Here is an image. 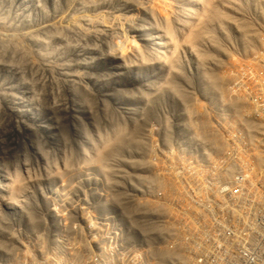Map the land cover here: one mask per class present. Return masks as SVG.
I'll use <instances>...</instances> for the list:
<instances>
[{
  "label": "rangeland",
  "instance_id": "rangeland-1",
  "mask_svg": "<svg viewBox=\"0 0 264 264\" xmlns=\"http://www.w3.org/2000/svg\"><path fill=\"white\" fill-rule=\"evenodd\" d=\"M207 2L0 0V264H170L197 176L262 183L264 0Z\"/></svg>",
  "mask_w": 264,
  "mask_h": 264
},
{
  "label": "built area",
  "instance_id": "built-area-1",
  "mask_svg": "<svg viewBox=\"0 0 264 264\" xmlns=\"http://www.w3.org/2000/svg\"><path fill=\"white\" fill-rule=\"evenodd\" d=\"M227 167L195 178L188 217L177 222L180 231L166 233L195 240L188 248L174 241L177 255L168 259L170 264H188L187 251H193L192 264H264V177L259 184L249 166ZM207 238L209 244L199 240Z\"/></svg>",
  "mask_w": 264,
  "mask_h": 264
},
{
  "label": "bare ground",
  "instance_id": "bare-ground-1",
  "mask_svg": "<svg viewBox=\"0 0 264 264\" xmlns=\"http://www.w3.org/2000/svg\"><path fill=\"white\" fill-rule=\"evenodd\" d=\"M203 1V0H202ZM210 0H208V2H209ZM218 1V2H217ZM207 2V3H208ZM212 2H213V0H212ZM221 2H226L227 4H233L232 3V0H216V4L214 5L213 4V7H209L210 9L209 10H207L206 11V9H204L203 8V12H201V14L200 15H198L199 17L197 18V20L192 24L193 25V27L195 28L194 30L192 29V35H190L189 37H190V41H191V45L193 44V46L195 45L194 43H196V41L198 40H204V34L205 33H209V39L208 40H210L211 39V36H210V32L207 30V28H208V25H209V28H210V25L211 24H215L216 23V18L217 17H219V15H218V12H215L216 10L215 9H217L218 7H214V6H217V5H219ZM204 3H206V1L204 2ZM209 5V4H208ZM211 5H212V3H211ZM207 6V5H206ZM210 6V5H209ZM222 7V6H221ZM225 7V6H224ZM229 7V6H228ZM228 9V8H227ZM226 9V10H227ZM221 10H222V8H221ZM225 10V9H224ZM228 10H230V9H228ZM221 12V11H220ZM222 13V12H221ZM226 13V12H225ZM223 15V14H222ZM83 19H84V17H82ZM195 20V19H194ZM228 20H230V18L228 19ZM219 21H221V20H219ZM78 22H79V20H78ZM89 22H90V20H89ZM88 22V23H89ZM85 23V22H84ZM95 23V22H94ZM218 23V22H217ZM226 23V22H225ZM224 23V24H225ZM76 25V24H75ZM75 27V26H74ZM81 27V26H80ZM211 27H213V26H211ZM216 27V26H215ZM82 28V27H81ZM87 28V27H86ZM94 29V28H93ZM96 30V29H95ZM111 30V29H110ZM210 30H213V29H211L210 28ZM94 31V30H93ZM92 31V32H93ZM98 31V30H97ZM114 31V30H113ZM90 32H91V30H90ZM96 33V32H95ZM187 33V32H186ZM185 33V36L188 34H186ZM214 34H216V33H214ZM208 36V35H207ZM187 37V36H186ZM188 37V38H189ZM216 38V37H215ZM185 39V38H184ZM213 39V38H212ZM199 41V42H200ZM181 43H182V41H181ZM188 43V42H187ZM205 43H208V42H206L205 41ZM200 44H203V43H199V45ZM249 44V43H248ZM198 45V46H199ZM198 46H196V47H198ZM196 47H194V48H196ZM190 48V47H189ZM202 50V49H201ZM203 52V51H202ZM192 53V52H191ZM196 53V52H195ZM198 53V52H197ZM196 53V54H197ZM204 53V52H203ZM193 54V53H192ZM195 54V55H196ZM202 54V53H201ZM199 55V54H198ZM199 56H201V55H199ZM202 61V60H201ZM173 63V65H174V62H172ZM168 65L170 66V63H168ZM171 67V66H170ZM136 77H138V75L136 74L135 75ZM248 76H249V74H248ZM251 76V75H250ZM242 78V77H241ZM240 78V79H241ZM251 79V78H250ZM244 80V79H243ZM247 80V79H246ZM252 81V80H251ZM254 82H256V81H254ZM244 84V83H243ZM259 86V85H258ZM241 87H242V85H241ZM252 89V88H251ZM77 98H78V96H77ZM237 101V100H236ZM236 101H234V103L237 105V103H236ZM73 102V101H72ZM78 103V102H77ZM7 105H9L8 103H7ZM238 109V107L236 108L235 106L233 107V109ZM234 109V110H235ZM10 116L13 118V121L14 122H19L20 120L22 121L23 120V118H24V115H21V112L19 111V110H12V111H10ZM248 122V121H247ZM250 123H251V121H250ZM253 123V122H252ZM31 125H35L34 123H32ZM260 126V125H259ZM263 129V128H262ZM254 132V135H256L255 133V130L253 131ZM210 137H211V135H209ZM213 137L215 136L214 134L212 135ZM247 136V135H246ZM249 136V135H248ZM253 136V135H252ZM247 138H249V137H247ZM250 138H251V135H250ZM253 138V137H252ZM211 139H212V137H211ZM243 139V138H242ZM260 139H262V138H260ZM113 140H115V139H113ZM214 140V139H213ZM216 140H217V138H216ZM218 141V140H217ZM216 141V142H217ZM214 142V141H213ZM213 142H211V144L213 143ZM215 142V143H216ZM251 142H254L253 140H251ZM210 143V142H209ZM214 143V144H215ZM210 144V145H211ZM217 144H219V143H217ZM216 144V145H217ZM253 144V143H252ZM262 144V143H261ZM229 145V144H228ZM239 145V144H238ZM254 145V144H253ZM256 145V144H255ZM218 146V145H217ZM216 146V147H217ZM252 147V146H251ZM262 147V146H261ZM219 148H221V147H219ZM255 149V148H254ZM251 150V149H250ZM106 151H108V150H106ZM109 151H110V149H109ZM112 151V150H111ZM110 151V152H111ZM221 152V151H220ZM106 154H105V157L104 158H106L107 159V154H109L110 155V153L108 152H105ZM252 155V154H251ZM264 155V154H263ZM102 156H104V152H103V154H102ZM257 156V155H256ZM255 155H254V157H256ZM260 156V155H259ZM109 157V156H108ZM262 157V156H261ZM103 158V157H102ZM113 158H114V156H113ZM249 158V157H248ZM258 158H260V157H257V159ZM263 158V157H262ZM237 159V158H236ZM251 159V158H250ZM260 160H261V158H260ZM256 161V160H255ZM258 161V160H257ZM243 162V161H242ZM251 162V161H250ZM262 162H263V160H262ZM262 162H261V164H262ZM229 163V162H228ZM253 163V162H252ZM257 163H259V162H257ZM239 164V163H238ZM255 164H256V162H255ZM227 165V164H226ZM243 165V164H242ZM263 165H264V162H263ZM230 165L228 164V167H229ZM249 166V165H248ZM255 166V165H254ZM259 166V165H258ZM260 166H262V165H260ZM238 167V166H237ZM263 167V166H262ZM230 168V167H229ZM256 168V167H255ZM253 169V168H252ZM257 169V168H256ZM25 171V170H24ZM251 171V170H250ZM228 172H226V174H227ZM231 173V172H230ZM260 173V172H259ZM231 175V174H230ZM263 175H264V173H263ZM158 177V176H157ZM159 178H161V177H159ZM188 178V177H187ZM261 179H263V178H261ZM163 180V179H162ZM1 181V180H0ZM17 181V180H16ZM157 181V180H156ZM4 182V181H3ZM162 182V181H161ZM167 182V181H166ZM171 182V181H170ZM176 182V181H175ZM261 182V181H260ZM163 183H164V181H163ZM4 184V183H3ZM5 185V184H4ZM163 185H165V184H163ZM174 185V184H173ZM7 186V185H6ZM170 186H172V185H170ZM175 186V185H174ZM177 186V185H176ZM164 188H166V186L164 187ZM7 190V189H6ZM5 192V190L3 189V186L2 185H0V203L3 205H5V199L3 198V193ZM187 192V191H186ZM183 195V194H182ZM180 198H181V196H179ZM183 200V199H182ZM188 203V202H187ZM7 204V203H6ZM183 209V208H182ZM186 209H187V207H186ZM146 212V211H145ZM181 212V211H180ZM180 215H181V213H179ZM186 214V213H185ZM153 215V214H152ZM156 215V214H155ZM185 216V215H184ZM145 217V216H144ZM168 223V222H167ZM164 224V223H163ZM134 225V224H133ZM169 226V225H168ZM167 226V227H168ZM171 226V225H170ZM133 227V226H132ZM135 228V227H134ZM166 228V227H165ZM137 229V228H136ZM144 229V228H143ZM161 229V228H160ZM163 229V228H162ZM164 231V230H163ZM149 232V231H148ZM149 234V233H148ZM172 241V240H171ZM177 241H179V240H177ZM184 241H186V240H184ZM165 246H166V244H165ZM168 246V245H167ZM171 246V245H170ZM166 248V247H165ZM164 254H167V252H164ZM169 254V253H168ZM167 254V255H168ZM188 254V253H187ZM166 255V256H167ZM163 264V263H162Z\"/></svg>",
  "mask_w": 264,
  "mask_h": 264
}]
</instances>
